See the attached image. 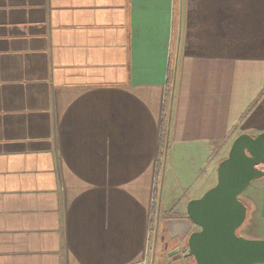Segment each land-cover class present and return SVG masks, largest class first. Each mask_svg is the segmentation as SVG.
<instances>
[{
	"label": "crops",
	"instance_id": "obj_1",
	"mask_svg": "<svg viewBox=\"0 0 264 264\" xmlns=\"http://www.w3.org/2000/svg\"><path fill=\"white\" fill-rule=\"evenodd\" d=\"M244 133L264 0H0V264H195L167 222Z\"/></svg>",
	"mask_w": 264,
	"mask_h": 264
},
{
	"label": "water",
	"instance_id": "obj_2",
	"mask_svg": "<svg viewBox=\"0 0 264 264\" xmlns=\"http://www.w3.org/2000/svg\"><path fill=\"white\" fill-rule=\"evenodd\" d=\"M261 165L264 133L241 134L218 167L217 184L189 202L187 218L167 222L169 239L184 244V259H193L195 264H264V239L238 234L248 217L242 196L254 182L264 178ZM181 250L178 247L176 252L181 254Z\"/></svg>",
	"mask_w": 264,
	"mask_h": 264
},
{
	"label": "rangeland",
	"instance_id": "obj_3",
	"mask_svg": "<svg viewBox=\"0 0 264 264\" xmlns=\"http://www.w3.org/2000/svg\"><path fill=\"white\" fill-rule=\"evenodd\" d=\"M261 170H264L263 168H260ZM264 181V178L260 179L257 182H254L251 187L245 192V194L242 196V200L244 202H247L248 200H257V198L259 197V191L262 189L261 183ZM251 215V213H250ZM250 215L249 218L247 219L246 223L244 224V226L238 231V234L241 236H244L243 233L245 231V226L248 223L249 219H250Z\"/></svg>",
	"mask_w": 264,
	"mask_h": 264
},
{
	"label": "trees",
	"instance_id": "obj_4",
	"mask_svg": "<svg viewBox=\"0 0 264 264\" xmlns=\"http://www.w3.org/2000/svg\"><path fill=\"white\" fill-rule=\"evenodd\" d=\"M244 202V201H243ZM246 205H247V207H248V217H247V219L249 218V215H250V213H251V211H252V206L248 203V202H244Z\"/></svg>",
	"mask_w": 264,
	"mask_h": 264
},
{
	"label": "flooded vegetation",
	"instance_id": "obj_5",
	"mask_svg": "<svg viewBox=\"0 0 264 264\" xmlns=\"http://www.w3.org/2000/svg\"><path fill=\"white\" fill-rule=\"evenodd\" d=\"M259 168H263L264 169V165H261Z\"/></svg>",
	"mask_w": 264,
	"mask_h": 264
}]
</instances>
